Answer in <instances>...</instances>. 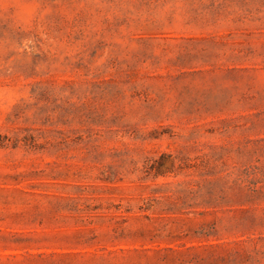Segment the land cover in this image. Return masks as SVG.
<instances>
[{
  "label": "rangeland",
  "instance_id": "1",
  "mask_svg": "<svg viewBox=\"0 0 264 264\" xmlns=\"http://www.w3.org/2000/svg\"><path fill=\"white\" fill-rule=\"evenodd\" d=\"M182 243L264 264V0H0V264Z\"/></svg>",
  "mask_w": 264,
  "mask_h": 264
},
{
  "label": "trees",
  "instance_id": "2",
  "mask_svg": "<svg viewBox=\"0 0 264 264\" xmlns=\"http://www.w3.org/2000/svg\"><path fill=\"white\" fill-rule=\"evenodd\" d=\"M253 185H249L247 187L249 193H256L259 191L256 184L251 182ZM226 184V183H225ZM197 188H191L189 190V194L184 196L183 198L178 197L177 199L181 200L182 204L180 208H184L186 205L191 206L192 204H188V201L191 199H196L199 194H202L205 190L204 186H201L200 182L195 184ZM220 191H224V185L221 186L219 182H210L209 186L207 187L208 199H206L207 203L211 200H222L224 196L216 195V189ZM233 188V187H231ZM215 191V192H214ZM162 198L164 200H168L172 207H176L180 205L179 201H173V197L170 195H162L154 196L150 198V200L155 201L157 204L162 202ZM173 198V199H172ZM170 208V209H173ZM183 213H187L184 211ZM211 228H215L211 226ZM195 235L197 236H209L212 232H205L204 228L200 230L194 231ZM177 237H180L179 235ZM220 247V243H208V244H200V245H189L186 246V243H182L180 246H167L161 250H165V252L161 253V261L165 262L166 264H232L235 263V259H231L227 256L219 254L215 249ZM208 248H215L209 252H207ZM203 249V250H202ZM243 264V263H242Z\"/></svg>",
  "mask_w": 264,
  "mask_h": 264
}]
</instances>
